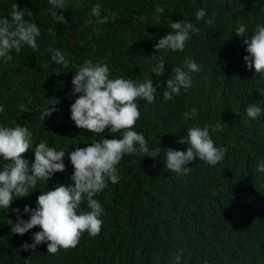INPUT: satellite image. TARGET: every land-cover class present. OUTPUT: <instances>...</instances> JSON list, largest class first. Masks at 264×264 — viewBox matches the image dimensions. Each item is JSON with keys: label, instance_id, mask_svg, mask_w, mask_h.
<instances>
[{"label": "trees", "instance_id": "16d2710c", "mask_svg": "<svg viewBox=\"0 0 264 264\" xmlns=\"http://www.w3.org/2000/svg\"><path fill=\"white\" fill-rule=\"evenodd\" d=\"M13 3L32 12L24 19L36 23L40 35L37 50L23 45L20 53H10L7 64L0 61V126L19 124L32 132L33 146L23 154L29 164L43 140L65 151L66 168L47 182L38 181L32 193L14 199L8 210L0 209V264H174L181 249L180 264H264V173L256 171L257 163L264 162V74L247 69L244 37L234 33L238 24L246 26V34L264 26V0H65V9L56 11L66 24H56L49 15L48 0H0V17L9 16ZM95 4L101 5L102 15L115 14V19L86 26ZM158 6L164 8L162 14L155 12ZM200 8L206 16L196 20ZM213 13L214 23L208 25ZM180 20L200 32L190 34L183 52L155 49L171 30L170 23ZM48 48L60 50L68 67L56 64ZM161 58L165 71L156 76L151 68ZM185 59L195 61L200 71L190 74V89L165 102L166 81L173 78V68L187 70ZM89 60L106 63L112 79L151 78L154 87L159 85L154 103L136 101L140 118L132 130L142 133L150 148L184 151L188 145L177 141L187 129L208 126L214 144L226 149L224 159L209 165L197 158L188 165L192 171L183 175L164 168L163 152L155 158L125 156L116 166L119 182H109L94 196L104 209L99 235L84 232L75 248L55 255L47 253L46 243L24 251L21 245L31 244L40 228L12 233L5 222L15 221L12 209H20L27 220L23 209L35 208L41 191L72 183L68 152L122 136L107 129L94 134L77 128L70 118V106L79 95H70L71 80ZM52 98L59 100L57 111L41 121ZM21 104L31 111L22 112ZM251 104L261 108L256 119L246 114ZM192 109L196 114L185 120L183 114ZM217 122L223 131L211 132ZM4 163L0 158V167ZM80 210H89L86 202Z\"/></svg>", "mask_w": 264, "mask_h": 264}, {"label": "clouds", "instance_id": "9594fccd", "mask_svg": "<svg viewBox=\"0 0 264 264\" xmlns=\"http://www.w3.org/2000/svg\"><path fill=\"white\" fill-rule=\"evenodd\" d=\"M49 15L56 24H66L64 15L57 14L56 9H65V0H48ZM156 13L162 14L163 7H157ZM32 12L21 8L17 3L11 5L9 16L0 17V61L7 64L12 59L13 51L20 53L23 45L37 50L36 39L40 35V29L36 23L25 20L24 17L32 16ZM206 16V11L200 8L196 11V20ZM159 19V17H156ZM115 19V14L105 16L101 14V5L95 4L85 19L87 25H103ZM143 19V17H140ZM215 13L206 20L212 25ZM170 31L161 37L154 46L161 51L171 50L183 52L190 34H198L200 29L191 22L183 20L171 22ZM53 29H49L51 33ZM93 31H98L93 27ZM234 33L244 37L243 44L248 53L243 57L249 71L264 74V26L256 25L251 34H246V26L238 24ZM51 59L64 68L69 61L64 54L57 49L48 48ZM156 55L151 57L155 58ZM185 68L172 69L173 78L166 81V89L163 91V100L170 101L174 95H179L181 89L185 91L192 87L191 73L199 72V65L185 59ZM165 63L161 58L155 63L151 72L156 76L163 75ZM72 89L70 95L77 96L70 106V118L75 126L88 130L94 134L104 133L107 129L110 133H121V138L105 139L87 144L86 147H75L68 152V159L73 167L70 176L71 184L58 185L52 190L41 191L36 198V207L25 205L23 212L29 213V218H21L20 209H12L16 214L15 221L7 219L5 222L11 225V232L24 235L30 229L39 227L40 231L32 234V243H24L21 248L24 251H34L42 244H47V253L57 254L61 249L75 248L81 235L87 232L90 237L100 234L104 215V209L94 196L102 192L110 182H119L117 165L125 156L155 158L163 152L164 168L176 174L186 175L192 171L188 165L195 159L205 161L209 165H216L224 159L226 149L217 147L210 135L208 126L190 127L186 136L180 138L177 143L187 144L184 151L172 148L152 149L149 147L142 133L132 130L136 121L140 118V111L136 101L143 100L151 104L155 102L157 87L152 80H133L131 78H110V69L106 63L93 64L90 60L75 71L71 80ZM29 101L28 103H30ZM59 103L56 98L49 99L47 107L41 113V121L57 111L55 105ZM53 105V107H48ZM22 112H30L25 104L20 105ZM0 106V112H3ZM196 110L186 111L185 120L191 119ZM250 119H256L261 115V108L251 104L246 109ZM223 124L217 122L211 127V132L223 131ZM33 134L25 126L17 124L15 127L0 126V158L5 161L0 167V209H9L10 204L16 198L26 197L36 188L38 181L47 182L57 172L65 171V151H57L41 140L34 148V159L31 164L23 158V154L33 146ZM162 150V151H161ZM256 171L264 173V162H258ZM15 197V198H14ZM86 202L88 211L80 210V205ZM182 249L178 250L174 264H180Z\"/></svg>", "mask_w": 264, "mask_h": 264}]
</instances>
